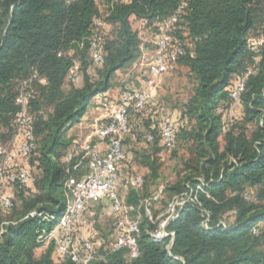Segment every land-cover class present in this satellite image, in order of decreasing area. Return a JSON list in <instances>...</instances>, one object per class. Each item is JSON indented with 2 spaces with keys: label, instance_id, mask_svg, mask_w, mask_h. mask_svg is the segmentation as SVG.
I'll use <instances>...</instances> for the list:
<instances>
[{
  "label": "trees",
  "instance_id": "16d2710c",
  "mask_svg": "<svg viewBox=\"0 0 264 264\" xmlns=\"http://www.w3.org/2000/svg\"><path fill=\"white\" fill-rule=\"evenodd\" d=\"M100 1L103 14L97 0H0V140H11L20 113L17 97L29 90L32 97L26 105L35 117L36 144L26 164L14 154L16 166H27L32 178L24 185H9L12 207L0 208V264H76L56 260L52 242L36 254L43 247L36 241L38 235L64 212L68 178L84 172L82 156L66 161L73 142L67 131L81 121L93 99L111 88L114 74L141 55L132 21H142V29L153 35L158 31L154 24L182 2L175 36L192 45L177 64L187 67L194 84L174 133L176 144L185 141L192 148L195 174L165 192L169 202L187 192L199 204L185 202L166 224L173 238L157 241L149 234L157 227L158 213L149 209L150 220L141 208L139 255L129 259L120 249L88 264H263L264 0ZM101 17L107 29L101 44L103 62L96 65L88 39ZM252 40L260 43L254 47ZM73 60L80 63L75 83L66 81ZM250 68L240 98L229 100L234 80ZM143 122L144 141L147 131H157V124ZM156 143H147L151 154L137 157L148 173L130 203L148 197L142 190L159 177ZM42 214L54 218L43 220ZM254 225L256 234L251 233Z\"/></svg>",
  "mask_w": 264,
  "mask_h": 264
},
{
  "label": "built area",
  "instance_id": "2783aa9c",
  "mask_svg": "<svg viewBox=\"0 0 264 264\" xmlns=\"http://www.w3.org/2000/svg\"><path fill=\"white\" fill-rule=\"evenodd\" d=\"M71 1V0H68ZM114 2H127L128 0H113ZM185 2L168 17L154 24L158 31L152 36L153 54L148 58L141 54L140 64L145 67L139 86L132 85L123 89L115 98L102 97L100 105L101 114L93 122V126L84 136L75 139L66 152V161H73L78 156L85 159L84 172L76 177H69L66 188L69 199L63 214L57 222L48 230H42L36 241L46 246L50 242L54 246V258L58 261L69 259L76 264H88L95 260H104L105 256L120 249L126 250L129 259L139 255L138 237L140 234L141 211L150 220L152 215L147 207L156 200L158 195L141 197L137 203L124 202L120 195V189L131 187L135 192H140L144 184V177L133 172L124 179H120L119 166L126 161L124 139L131 125L132 119L144 112L149 105H155L157 91L162 83L163 76L172 71L185 49L192 43L181 41L175 36L176 25L184 12ZM140 25L144 23L140 21ZM107 29V23L103 17L97 18L89 37V51L94 64L101 65L103 55L101 44ZM260 40H252L256 47ZM253 71L248 69L239 75L228 91V98L237 101L244 90L245 80ZM80 77V63L73 60V64L66 75V81L75 83ZM44 82V79L40 80ZM32 97V91H21L17 97L20 105V113L16 119L14 133L10 141L0 140V208L10 209L12 200L7 194L9 185L27 184L32 178V172L27 166H16L14 154H18L23 164H26L32 151L36 148L33 132L35 117L27 109V99ZM179 117L163 114L157 123V131L149 130L144 135L146 143H157L166 151H170L176 145L175 122ZM98 143L105 145V150L99 148ZM249 198V194H245ZM105 201L113 216V228L115 238L103 251H98L93 243L86 238L76 237L78 226L86 225L88 219L84 216V210L90 202ZM199 204L195 195L182 192L172 197L164 212L157 216V227L149 234L153 240H161L165 237L173 238V232L166 230V224L174 219L185 202ZM43 220H51L49 214L41 215ZM225 217H223L224 219ZM6 222L5 224H7ZM14 224V222H11ZM224 225V220L221 221ZM203 226H206L203 224ZM264 228V220L260 222ZM3 232L0 225V239ZM251 233H257V226L251 228ZM264 264V263H263Z\"/></svg>",
  "mask_w": 264,
  "mask_h": 264
},
{
  "label": "rangeland",
  "instance_id": "374dc122",
  "mask_svg": "<svg viewBox=\"0 0 264 264\" xmlns=\"http://www.w3.org/2000/svg\"><path fill=\"white\" fill-rule=\"evenodd\" d=\"M97 4L100 14H103L105 12V6L100 0H97ZM132 27L138 31L142 47L141 54L144 53L145 57L149 58L153 54L151 39L154 34L149 35L148 31L142 29V26L139 23H135V21H132ZM141 56L132 63L127 64L121 70H118V73L116 72L112 78V85L116 84L120 90L131 87L132 85L137 86L145 70V67L140 64ZM169 73H173V79L168 82L166 87H162V90L160 89L159 91L158 89L157 91L158 101L156 100V103H160L163 110L160 108L161 112L152 119L151 124H157L163 114H169L170 112L173 113L172 115L174 117H180L182 115L183 103L192 94L194 83L187 67L177 65ZM3 131V129H0L1 133ZM153 148L159 152V156H155L156 164L159 165V177L154 181L149 180L146 188L142 190V194L149 196L158 195L157 199L151 201L147 207H149L152 214L158 213L160 215L165 211L167 208L166 205L169 203V195L165 192V189L169 186L171 187L176 182L186 181V177L195 174V170H193L195 157L192 148L185 141H177V144L170 151L164 150L158 143L154 144ZM82 168L85 170V164ZM137 172L138 174L143 173L141 170ZM44 248H39L36 254H40ZM262 249L264 250V246Z\"/></svg>",
  "mask_w": 264,
  "mask_h": 264
},
{
  "label": "crops",
  "instance_id": "0c3cea01",
  "mask_svg": "<svg viewBox=\"0 0 264 264\" xmlns=\"http://www.w3.org/2000/svg\"><path fill=\"white\" fill-rule=\"evenodd\" d=\"M135 23L140 24L139 21H135ZM147 53L149 52L147 51ZM172 79L173 73L166 74L162 79L159 91L160 89L162 90V87H166L168 85V82ZM140 81L141 80H139L137 86L140 85ZM121 91L122 89L120 90L119 87L117 88L116 84H114L111 85V88L108 91L99 94L89 103L81 121L68 129L66 136L72 138V141L84 136L88 131H90L93 126V122L101 114L102 108L100 105V100L102 99V97L115 98ZM159 104L160 103H156L155 105L147 106L140 117L134 118L131 121L129 132L124 139L126 161L119 166L120 179L126 178L133 172L138 173L137 171L139 170L143 171V173L141 174L144 175L143 177L145 179L148 171L146 168L138 164L137 157L141 154H151L152 148L149 144L143 141L140 136L144 131L143 121L145 120L146 122V120H151L150 122H152L153 117L155 118L156 115L161 112L160 108L163 110L162 105L160 104V106ZM169 114L172 115L173 113L170 112ZM172 117L174 116L172 115ZM98 146L102 150V152L105 150V145L103 143H98ZM155 155L159 156V152H157ZM14 160H16V157H14ZM133 191L134 190L131 187L120 189L119 195L124 202L130 203ZM83 214L88 219V223L86 225L78 226V228L76 229V237L89 239L98 251H103L107 247V245L115 238L113 216L109 210L108 204L105 201L90 202L85 208Z\"/></svg>",
  "mask_w": 264,
  "mask_h": 264
}]
</instances>
